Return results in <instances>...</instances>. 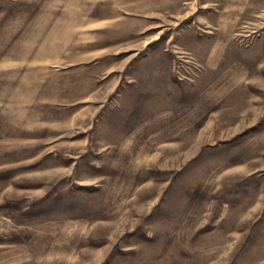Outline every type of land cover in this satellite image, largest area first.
Here are the masks:
<instances>
[{
  "label": "rangeland",
  "instance_id": "obj_1",
  "mask_svg": "<svg viewBox=\"0 0 264 264\" xmlns=\"http://www.w3.org/2000/svg\"><path fill=\"white\" fill-rule=\"evenodd\" d=\"M0 264H264V0H0Z\"/></svg>",
  "mask_w": 264,
  "mask_h": 264
}]
</instances>
